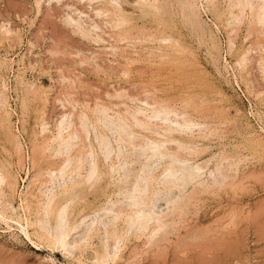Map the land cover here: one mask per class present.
Instances as JSON below:
<instances>
[{"label": "rangeland", "instance_id": "374dc122", "mask_svg": "<svg viewBox=\"0 0 264 264\" xmlns=\"http://www.w3.org/2000/svg\"><path fill=\"white\" fill-rule=\"evenodd\" d=\"M179 1L156 0V9H148L141 7L139 0H117L122 5L119 12L126 17V23L119 28L114 26L115 21H118L114 11L110 12L112 15L97 14L98 9L106 6L100 0H50L49 3L48 0H0V88L6 98L7 108H10L11 127L20 136L18 138L22 146L17 155L12 147L2 144L3 135L0 134V166L6 171L11 170L9 174L16 180L14 191L10 183L0 187V213L14 220L6 222L0 218V264H93L89 254L93 251L102 252L103 241L111 240L110 233L106 235L103 228L116 220L115 236H121V239L114 238L118 240L116 244L120 251L115 262L109 264H264V139H261L264 138V71L258 67L264 48V25L257 23L256 11L254 16L243 13L242 20L233 24L232 19L239 14L240 8L229 7L230 0H216L213 9L202 11L199 8V11H195L196 16L192 15L189 5H182L181 1L186 0ZM258 2L253 0L254 4ZM78 10V13L81 12L79 15ZM69 16L73 18L69 20ZM77 18L81 20L77 21ZM226 23L232 24L234 29L230 34L233 41L230 52L226 43L229 38ZM244 24H251L252 28ZM76 25L85 26L83 28L89 30L88 33L95 30V35L90 33L94 38H90V35V40L88 36L84 37ZM118 31L120 34L116 33ZM165 38H171L173 46L169 48L162 44L168 50L163 53L160 43ZM248 49H252L251 57L241 67L237 60ZM155 104L156 107L153 106ZM159 105L164 106L161 108ZM72 108L77 112L75 109L70 111ZM63 110L65 114L73 112L71 115L75 117V128H81L79 121L86 122L88 128L91 126V142L96 148L99 167L103 170L101 184L93 190V194L81 200L74 213L70 214L72 222L81 221L88 215V219H85L87 222L94 218L103 224L97 222L98 230L91 236L90 242L74 249L69 256H63L58 249L52 251L47 238L42 236L44 230L38 224L39 215L35 214V205L43 185L40 181L30 185L37 171L32 163L31 145L44 140L40 132L43 127L49 139L56 135L57 122ZM160 111L163 112L161 118H154L153 115ZM127 113L130 116H126ZM110 116L111 121L108 119ZM173 121L187 124L189 128L175 129ZM120 135L132 139H136L137 135L146 143H150L148 138L152 137L160 142L161 151H165L167 156L153 155L150 144L139 147L120 141ZM103 141L107 142V147ZM89 142L83 143L88 150ZM125 146L127 150L123 148ZM115 152L120 154L122 162L116 158ZM101 153H110V159H105L106 155L103 157ZM123 154L128 158L125 159ZM172 159L176 165L185 166L188 173V176L177 182L164 174L165 166L172 163ZM196 162L200 165H196ZM130 163L134 169L139 167L140 170L129 167ZM112 164L120 166L119 170L113 172ZM224 166H227V177L220 173ZM139 173L142 178L153 174L157 178L153 181L155 190L148 194V203L152 204L150 206L158 220L164 217L158 221L161 231H152L154 223L148 231L150 234L134 232L130 226L124 230L123 219L126 213L131 212V207L126 209L129 206L126 194L133 188L132 176L136 175L137 178ZM120 176H123L122 180ZM141 184L144 187L143 181ZM120 186L124 191L119 189ZM27 203L32 205L30 211L26 209ZM115 205L119 211L118 208L114 211ZM107 206L113 208V212L108 215L102 210ZM120 211L123 213L117 219L115 214ZM159 214L161 216L158 217ZM113 217L116 219L113 220ZM15 220L27 226L31 239ZM83 229L85 227L74 232L77 234L73 233V238H80L79 233L82 235ZM115 246L110 247L112 253L117 249Z\"/></svg>", "mask_w": 264, "mask_h": 264}, {"label": "bare ground", "instance_id": "6f19581e", "mask_svg": "<svg viewBox=\"0 0 264 264\" xmlns=\"http://www.w3.org/2000/svg\"><path fill=\"white\" fill-rule=\"evenodd\" d=\"M49 1L50 0H48V3H49ZM56 1V0H55ZM78 1V0H77ZM81 1V0H80ZM127 1V0H126ZM178 2H180L179 0H177ZM215 1L216 0H186V1H181L183 4L182 5H184V3L185 4H187V5H189L188 7H189V9L191 10V12H192V15L193 16H196V13H195V11H199V8H201V9H203L202 11H204L206 8H210V9H213V7L215 6ZM231 2L229 3V7H232V8H240V10H239V14L238 15H236L235 17H233V19H232V22H234L233 24H238L241 20H242V15H243V13H248V14H246V15H250V14H253V16L255 15V11L257 12V14L255 15V19H256V21H257V23H259V25H264V0H259V2L258 3H256V4H254L253 3V0H230ZM44 2V1H43ZM87 2H89V1H87ZM100 2H101V4H103V5H106L105 6V8L103 7V8H101V9H98V11H96V12H98L97 14H104V13H110V12H113L114 11V13H116V15H117V17H118V21H115V27H119L120 28V26H122L124 23H126V17H124V16H122V14L119 12V9H120V6L122 7V5H120L118 2H117V0H100ZM137 2V1H136ZM155 2H156V0H139V5L141 6V7H143V8H148V9H156V5H155ZM220 2V1H219ZM35 3V2H34ZM90 3H91V1H90ZM36 4V3H35ZM34 4V5H35ZM122 4V3H121ZM171 4V3H170ZM160 5H161V2H160ZM225 5V4H224ZM42 6V5H41ZM92 6V5H91ZM95 6V5H94ZM98 6V5H97ZM172 6V5H171ZM70 7V6H69ZM73 7V6H72ZM163 7V6H162ZM176 7H177V5H176ZM221 7V6H220ZM75 8V7H74ZM72 9V8H71ZM97 9V8H96ZM124 9V8H123ZM135 9V8H134ZM186 9V8H185ZM256 9V10H255ZM42 10V9H41ZM40 10V11H41ZM70 10V9H69ZM73 10V9H72ZM77 10V9H76ZM90 10V9H89ZM88 10V11H89ZM95 10V9H94ZM130 10V9H129ZM137 10V9H136ZM135 10V11H136ZM177 10V9H176ZM188 10V9H187ZM187 10H186V12H187ZM227 10H228V7H227ZM74 11V10H73ZM81 11V10H80ZM82 11H84V10H82ZM91 11V10H90ZM121 11V10H120ZM138 11V10H137ZM181 11H182V8H181ZM79 12V10L77 11V14L79 15L80 13H78ZM132 12H133V10H132ZM84 13V12H83ZM82 13V14H83ZM93 13V12H92ZM136 13V12H135ZM134 13V14H135ZM232 13H233V11H232ZM85 14V13H84ZM96 14V13H95ZM94 14V15H95ZM96 14V15H97ZM111 14V13H110ZM126 14H127V12H126ZM129 14V13H128ZM175 14V13H174ZM72 15H73V12H72ZM91 15H93V14H91ZM112 15V14H111ZM132 15V14H131ZM184 15V14H183ZM245 15V14H244ZM243 15V16H244ZM38 16V15H37ZM85 16V15H84ZM175 16V15H174ZM206 16H208V15H206ZM68 17V16H67ZM96 17V16H95ZM97 17H98V15H97ZM137 17H138V15H137ZM186 17V16H185ZM73 17H71L70 18V16H69V20L70 19H72ZM74 18H76V17H74ZM78 18H80V17H78ZM77 18V19H78ZM101 18V17H100ZM104 18H107V17H104ZM103 18V19H104ZM110 18H112V17H110ZM190 18V17H189ZM196 18V17H195ZM249 18H251L250 16H249ZM66 19V18H65ZM76 19V20H77ZM84 19V18H83ZM114 19V18H113ZM208 19V18H207ZM231 19V18H230ZM247 19V18H246ZM76 20H74V21H76ZM81 19H78L77 21H80ZM96 20H98V19H96ZM95 20V21H96ZM71 21H73V20H71ZM84 21H86V20H84ZM198 21H200V20H198ZM92 22H94V21H92ZM134 22V21H133ZM212 22V21H211ZM248 22H249V19H248ZM8 23V22H7ZM67 23V22H66ZM74 23V22H73ZM100 23V22H99ZM131 23V22H130ZM244 23H247V21L246 22H244ZM6 24V23H5ZM77 24H80V23H78L77 22ZM89 24V23H88ZM94 24H95V22H94ZM103 24V23H102ZM101 24V25H102ZM106 24V23H105ZM111 25H112V23H110ZM139 24V23H138ZM212 24H215L214 22H212ZM227 24V23H226ZM9 25H10V22H9ZM81 25H83L82 23H81ZM81 25H76V26H78V28H79V30H80V32H81V34L82 35H84V37H86V36H88V35H90V38H94V36L92 37L91 36V34H94V32H96L95 30H94V32L92 33V32H90V33H88V31L89 30H87V29H84L85 28V26H81ZM86 25V24H85ZM96 25V24H95ZM104 25V24H103ZM232 24H230V23H228L226 26H225V28H226V34H227V36L229 37L228 38V40H227V49L229 50V52L232 50V47H233V41L231 40V38H230V34H232V32H233V27L231 26ZM245 25V24H244ZM249 26L251 25V24H248ZM248 25L246 24L245 26H247V28H248ZM108 26H110L109 24H108ZM113 26V27H114ZM9 27V26H8ZM8 27H6V28H8ZM12 27V26H11ZM82 27V28H81ZM92 27V26H91ZM101 27V26H100ZM105 27V26H104ZM124 27V26H123ZM126 27H127V25H126ZM160 27V26H159ZM214 27H216L217 28V26H214ZM251 27V26H250ZM264 27V26H263ZM87 28H88V26H87ZM94 28H95V26H94ZM93 28V29H94ZM102 28V27H101ZM111 28V27H110ZM109 28V29H110ZM118 28V29H119ZM154 28V27H153ZM252 28V27H251ZM9 29V28H8ZM12 29V28H11ZM97 29V28H96ZM100 29V28H99ZM130 29V28H129ZM140 29H141V27H140ZM150 29H152V28H150ZM158 29V28H157ZM160 29H162L163 30V28H160ZM203 29V28H202ZM219 29V28H218ZM223 29V28H222ZM1 30H2V28H1ZM98 30V29H97ZM103 30V29H102ZM112 30V29H111ZM121 30H124V29H121ZM128 30V29H127ZM138 30V29H137ZM144 30V29H143ZM197 30V29H196ZM204 30V29H203ZM249 30V29H248ZM8 31V30H7ZM72 31H74V30H72ZM91 31V30H90ZM106 31V30H105ZM149 30H147V32H148ZM218 31V30H217ZM220 31V30H219ZM76 32H78V31H75L74 33L76 34ZM99 32H100V30H99ZM102 32V31H101ZM104 32V31H103ZM112 32H114V31H112ZM111 32V34H115V33H112ZM124 32V31H123ZM145 32V31H144ZM197 32V31H196ZM246 32H247V30H246ZM79 33V32H78ZM116 33H119V31L118 32H116ZM132 33H133V31H132ZM185 33H187L186 31H185ZM189 33V32H188ZM7 34V33H6ZM9 34V33H8ZM81 34L79 33V35L81 36ZM96 34V33H95ZM94 34V35H95ZM101 34H104V33H99V35H101ZM120 34V33H119ZM130 34H131V32H130ZM164 34H165V32H164ZM164 34H163V36H164ZM248 34H249V31H248ZM248 34H247V36H248ZM252 34V33H251ZM256 34V33H255ZM107 35V34H106ZM133 35H135V34H133ZM98 36V35H97ZM102 36H104V35H102ZM136 36H137V34H136ZM153 35L151 34V36L150 37H152ZM185 36V35H184ZM198 36V35H197ZM235 36V35H234ZM118 37V36H117ZM120 37V36H119ZM174 37V36H173ZM261 37V36H260ZM95 38H96V36H95ZM99 40H101L102 41V39H101V37L99 36ZM110 38V37H109ZM112 38V37H111ZM187 38V37H186ZM223 38V37H222ZM235 38V37H234ZM87 39H89V36L87 37ZM98 39V38H97ZM126 38H124V40H125ZM136 39V38H135ZM176 39V38H175ZM175 39H173V40H175ZM90 40V39H89ZM92 40V39H91ZM93 40H95V41H97L96 39H93ZM92 40V41H93ZM109 40V39H108ZM137 40V39H136ZM140 40V39H139ZM24 41V40H23ZM105 41V40H104ZM122 41V40H121ZM128 41V40H127ZM144 41V40H143ZM142 41V42H143ZM27 42V41H26ZM94 42V41H93ZM98 42V41H97ZM108 42V41H107ZM137 42V41H136ZM8 43V42H7ZM115 43V42H114ZM113 43V44H114ZM159 43V42H158ZM199 43V42H198ZM259 43V42H258ZM36 44V43H35ZM118 44H121V43H118ZM141 44H143V43H141ZM145 44V43H144ZM152 44V43H151ZM161 45H160V49L162 48L163 50V53H166L168 50L167 49H165V46H163L162 44H165L166 45V47H171V46H173V43H172V41H171V38H165L164 40L163 39H161V43H160ZM175 44V43H174ZM176 44H177V42H176ZM8 45V44H7ZM112 45V44H111ZM159 45V44H158ZM157 45V46H158ZM237 45H238V43H237ZM35 46V45H34ZM176 46V45H175ZM36 47V46H35ZM109 47H111V46H109ZM117 47V46H116ZM115 47V48H116ZM224 47V46H223ZM254 47H255V45H254ZM118 49L119 48H121L120 46L119 47H117ZM135 48V47H134ZM146 48V47H145ZM175 48V47H174ZM180 48V47H179ZM106 49V48H105ZM112 49V48H111ZM128 49H130V48H128ZM147 49V48H146ZM154 49V48H153ZM183 49V48H182ZM243 49V48H242ZM31 50V49H30ZM134 50V49H133ZM132 50V51H133ZM155 50H157L156 48H155ZM185 51H186V49H184ZM189 50V49H188ZM224 50V49H223ZM113 51V50H112ZM118 51H121V50H118ZM122 51H124V50H122ZM131 51V50H130ZM252 51V49H248L247 50V52H245V53H243L242 54V56H240L239 58H238V60H237V63L241 66V67H244L245 66V64L247 63V61L249 60V56L251 55L250 54V52ZM30 52V51H29ZM142 52V51H141ZM145 52V51H144ZM113 53V52H112ZM116 53V52H115ZM119 53V52H118ZM135 53H136V51H135ZM223 53V52H222ZM221 53V54H222ZM129 54H130V52H129ZM161 54V53H160ZM191 54V53H190ZM118 55V54H117ZM130 55H132V54H130ZM161 56V55H160ZM168 56V55H167ZM170 56V55H169ZM222 56V55H221ZM251 57V56H250ZM167 59V58H166ZM170 59H171V57H170ZM251 59V58H250ZM169 60V59H168ZM172 60V59H171ZM170 60V61H171ZM188 60V59H187ZM221 60V59H220ZM11 61V60H10ZM9 61V62H10ZM13 61V60H12ZM11 61V62H12ZM252 61V60H251ZM254 61V60H253ZM11 62H10V64H11ZM173 62V61H172ZM220 62V61H219ZM235 62V61H234ZM252 63V62H251ZM237 64V65H238ZM13 65V64H12ZM19 65V64H18ZM173 65V64H172ZM220 65V64H219ZM223 65H224V63H223ZM226 65H229V64H227L226 63ZM250 65V64H249ZM221 66V65H220ZM230 67V66H229ZM258 67L261 69V70H263L264 71V48L262 49V54H261V56H260V58H259V60H258ZM9 68V67H8ZM10 68H11V65H10ZM239 68V67H238ZM228 69V68H227ZM242 69H244V68H242ZM257 69V68H256ZM12 70V69H11ZM10 71V70H9ZM241 71V70H240ZM9 72H7V74H8ZM17 73H18V71H17ZM16 73V74H17ZM19 74V73H18ZM128 74V73H127ZM231 75V74H230ZM233 75V74H232ZM5 75H3V77H4ZM236 77V76H235ZM6 78V77H5ZM20 78V77H19ZM32 78H34V77H32ZM232 78V77H231ZM234 78V77H233ZM11 79V78H10ZM66 79V78H65ZM5 80V79H4ZM8 80V79H7ZM3 81V80H2ZM252 82V81H251ZM10 83V82H9ZM29 84V83H28ZM22 85V84H21ZM31 85V84H30ZM3 86H5V85H3ZM6 88V87H5ZM10 89V88H9ZM31 89V88H30ZM257 89V88H256ZM52 90V89H51ZM9 91V90H8ZM21 91V90H20ZM10 92V91H9ZM8 92V93H9ZM33 93V92H32ZM50 93V92H49ZM121 93V92H120ZM3 94L4 93H2V91H1V88H0V134H2L3 135V138H2V144L3 145H5V146H10V147H12L11 149H14V152L18 155L20 152H21V142H19V138L18 137H20L19 135H17L16 133H15V131L12 129V127H11V124H10V120H9V116H10V113H9V111H8V109H10V108H7V103H6V98L3 96ZM121 94H123V93H121ZM121 94H120V96H121ZM254 96V95H253ZM34 97V96H33ZM36 97V96H35ZM117 97H119V95H117ZM125 97V96H124ZM123 97V98H124ZM133 97V96H132ZM154 97V96H153ZM48 98H49V96H48ZM57 98V97H56ZM121 98V97H120ZM151 98V97H150ZM155 98V97H154ZM58 99V98H57ZM69 99V98H68ZM131 99V98H130ZM137 98H135V100H136ZM140 99V98H139ZM139 99H138V102H139ZM149 98H147V100H148ZM152 99V98H151ZM23 100V99H22ZM61 100V99H60ZM70 100V99H69ZM153 100V99H152ZM155 100V99H154ZM11 101V100H10ZM14 101V100H13ZM24 101V100H23ZM56 101V100H55ZM65 101V100H64ZM71 101V100H70ZM121 101V100H120ZM141 101V100H140ZM144 101V100H143ZM58 102H59V99H58ZM62 102V101H61ZM100 102V101H99ZM131 102H133V101H131ZM71 103V102H70ZM114 103V102H113ZM123 103H124V101H123ZM140 103V102H139ZM148 103H149V101H148ZM150 103H151V101H150ZM155 103H157L156 101H155ZM165 103V102H164ZM198 103V102H197ZM9 104L10 103H8V106H9ZM64 104V103H63ZM72 104V103H71ZM74 104V103H73ZM97 104V103H96ZM101 104V103H100ZM99 104V105H100ZM129 104V103H128ZM135 104V103H134ZM159 104V103H158ZM129 105H131V104H129ZM143 105H145V104H143ZM150 105V104H149ZM162 105V104H161ZM60 106H61V104H60ZM63 106H66V104L65 105H63ZM74 106V105H73ZM120 106V105H119ZM126 106H128V105H126ZM133 106V105H132ZM154 107H156V104L155 105H153ZM160 106V105H159ZM158 106V107H159ZM164 106V105H163ZM163 106H160L161 108L163 107ZM169 106V105H168ZM103 107V106H102ZM129 107V106H128ZM128 107H126V108H128ZM149 107V106H148ZM99 108V107H98ZM97 108V109H98ZM106 108H108V107H106ZM112 108H114V107H112ZM144 108V107H143ZM165 108V107H164ZM176 108V107H175ZM73 109H75V108H72V110H70V111H73ZM76 109H77V107H76ZM76 109L74 110V111H76ZM81 109V108H80ZM116 109V108H115ZM130 109V108H129ZM128 109V110H129ZM136 109V108H135ZM160 109V108H159ZM167 109V108H166ZM30 110V109H29ZM79 110V109H78ZM102 110V109H101ZM117 110H118V108H117ZM120 110V109H119ZM127 110V109H126ZM132 110V109H131ZM138 110V109H137ZM152 110V109H151ZM164 110V109H163ZM173 110V109H172ZM193 110V109H192ZM14 111V110H13ZM64 111V110H63ZM80 111V110H79ZM82 111V110H81ZM80 111V113H82ZM93 111V110H92ZM107 111V110H106ZM109 111V110H108ZM113 111V110H112ZM111 111V112H112ZM116 111V110H115ZM121 111V110H120ZM142 111V110H141ZM149 111V110H148ZM165 111V110H164ZM167 111H169V109H167ZM185 111V110H184ZM61 112V111H60ZM59 112V113H60ZM77 112V111H76ZM84 112V111H83ZM104 112V111H103ZM117 112V111H116ZM115 112V113H116ZM134 112H136V111H134ZM47 113V112H46ZM58 113V114H59ZM63 113V115H61L60 116V118H59V120H58V122H57V129H56V135L52 138V139H49V137H46L45 136V131H46V129H44V127L41 125V127H43V129H41L42 131H40L41 133H42V135H43V138H44V140L41 142V143H32V163H33V166L37 169V171H36V174H35V176L33 177V179L31 180V182H30V185H33L36 181H40L41 182V184L43 185L42 187H43V189H40V198L38 199V201L36 202V205H35V214H38L39 215V220H38V224L41 226V228L44 230V233L42 234V236H44L45 238H47V241H48V246H49V248L52 250V251H54L55 249H58V250H60L61 251V253H62V255L63 256H69L72 252H73V250L75 249L76 250V248H78V247H80V246H85V245H87L89 242H90V239H91V236L95 233V231L96 230H98L96 227H97V222L99 223V220L97 221L96 219H94L93 218V220L92 221H90V222H87L85 219H86V217L88 216H85V219H82L81 221H76V222H72L71 221V218H70V214H72V213H74V211L76 210V206L78 205V203L81 201V200H84L89 194H93V192H95V191H93V190H95L96 188H97V186L99 185V184H101V181H103V170H101V168L99 167V160H98V156H97V154H96V151H95V149L96 148H94V144L91 142V138H90V132H91V130H89L90 129V127L88 128L87 126H86V122L84 123V121H82V123H81V121H79L80 122V125H81V128L80 129H77V128H75V124H74V121H73V118L75 119V117H73L71 114L73 113V112H71V114L69 113H67V114H65V111L64 112H62ZM61 113V114H62ZM85 113V112H84ZM102 113V112H101ZM109 113V112H108ZM123 113V112H122ZM167 113V112H166ZM176 113V112H175ZM189 113V112H188ZM14 114V113H13ZM17 114V113H16ZM37 114V113H36ZM111 114H113V113H111ZM116 114H118V113H116ZM115 114V115H116ZM161 114H163V112L162 111H160V112H156L154 115H153V117L154 118H158V117H160L161 118ZM85 115H86V113H85ZM90 115V114H89ZM100 115V114H99ZM106 115L108 116V114L106 113ZM121 115H123V114H121ZM126 116L128 115V113L127 114H125ZM124 115V116H125ZM133 115V114H132ZM191 115V114H190ZM263 115V114H262ZM58 116V115H57ZM57 116L55 115L54 117H56L57 118ZM102 116V115H101ZM106 116V117H107ZM112 116V115H111ZM110 116V117H111ZM117 116H119V115H117ZM128 116H130V115H128ZM145 116V115H144ZM47 117V116H46ZM59 117V116H58ZM80 117V116H79ZM82 117V116H81ZM115 117V116H114ZM113 117V118H114ZM259 117H260V115H259ZM102 118V117H101ZM105 118V117H104ZM131 118V117H130ZM139 118H141V114H140V117ZM150 118V117H149ZM81 119V118H80ZM99 119V118H98ZM97 119V120H98ZM109 120L110 119H112V117L111 118H108ZM128 119V118H127ZM137 119H138V117H137ZM56 120V119H55ZM79 120V119H78ZM77 120V121H78ZM84 120V119H83ZM85 120H86V118H85ZM131 120V119H130ZM133 120H134V118H133ZM190 120V119H189ZM19 121V120H18ZM42 121V120H41ZM111 121V120H110ZM113 121V120H112ZM122 121V120H121ZM139 121V120H138ZM143 121V120H142ZM107 122V121H106ZM116 122V121H115ZM114 122V123H115ZM120 122V121H119ZM118 122V123H119ZM47 123V122H46ZM53 123V122H52ZM88 123V122H87ZM124 123V122H123ZM45 124V123H44ZM89 124H90V122H89ZM108 124V123H107ZM106 124V125H107ZM139 124L140 125H142V123L141 122H139ZM17 125V124H16ZM36 125V124H35ZM116 125V124H115ZM128 125V124H127ZM130 125V124H129ZM173 125H174V127H175V129H182V130H184V129H188L189 128V125H187V124H181V123H179V122H177V121H173ZM207 125V124H206ZM95 126V125H94ZM111 126V125H110ZM118 126H120V124L118 125ZM123 126H124V124H123ZM126 126V125H125ZM152 126V125H151ZM198 126V125H197ZM45 127H46V125H45ZM30 128V127H29ZM28 128V129H29ZM37 128V127H36ZM116 127H114V129H115ZM128 128V127H127ZM140 128V127H139ZM16 129V128H15ZM93 129V128H92ZM125 129V128H124ZM53 130V129H52ZM116 130V129H115ZM115 130H113V132L115 131ZM123 130V129H122ZM16 131H18V128H17V130ZM29 131V130H28ZM31 131V130H30ZM29 131V132H30ZM48 131V130H47ZM50 131V130H49ZM93 131V130H92ZM172 131V130H171ZM175 131V130H174ZM28 132V133H29ZM51 132V131H50ZM95 132V131H94ZM112 132V133H113ZM119 132V131H118ZM149 132V131H148ZM153 132V131H152ZM199 132V131H198ZM93 133V132H92ZM108 133V132H107ZM122 133V132H121ZM120 133V134H121ZM130 133V132H129ZM20 134V133H19ZM94 134V133H93ZM99 134V133H98ZM124 134V133H123ZM127 134H128V132H127ZM100 135V134H99ZM104 135V134H103ZM109 135V134H108ZM23 136V135H22ZM93 136H95V135H93ZM101 136V135H100ZM110 136V135H109ZM135 137H136V139H132L131 137H124L123 135H120V141H125V142H128L130 145H133V146H141V147H146L147 146V144H150V148L154 151V153H153V155H161L162 157L166 154V152L165 151H161V145H160V142L159 141H157V140H154V138H152V137H150V138H148L149 139V142L150 143H146V141H144L140 136H137V135H135ZM22 139H23V137H22ZM97 139V138H96ZM99 139V138H98ZM262 140L264 139V138H261ZM90 141L89 143H88V145H89V150L88 149H86V147H84V145H83V143H84V141ZM145 140H147V139H145ZM195 141V140H194ZM106 142V141H105ZM104 141H103V143H104V145L107 147L108 145H107V142L105 143ZM111 143V142H110ZM95 144H97V143H95ZM128 144V145H129ZM192 144V143H191ZM116 145V144H115ZM129 145V146H130ZM261 145V144H260ZM264 145V144H263ZM25 146V145H24ZM111 146V145H110ZM182 146V145H181ZM209 146H210V144H209ZM98 147V146H97ZM100 147V146H99ZM264 147V146H263ZM111 148H113V147H111ZM119 148V147H118ZM122 148V147H121ZM123 148H125L126 150H127V148H126V146L125 147H123ZM183 148V147H182ZM27 149H28V147H27ZM98 149V148H97ZM101 149V148H100ZM106 149V148H105ZM108 149H110V148H108ZM108 149H107V151H108ZM134 149V148H133ZM139 149H141V148H139ZM179 150V149H178ZM178 150H176V151H178ZM99 151V150H98ZM105 151V150H104ZM113 151V150H112ZM120 151V150H119ZM123 151V150H122ZM136 151V150H135ZM148 151V150H147ZM147 151H145V152H147ZM28 152V151H27ZM27 152H26V154H27ZM124 152V151H123ZM130 152H131V149H130ZM137 152H139V151H137ZM116 153V152H115ZM122 153V152H121ZM127 153V152H126ZM136 153V152H135ZM140 153V152H139ZM174 153V152H173ZM102 155H103V153H101ZM117 154V153H116ZM129 154V153H128ZM131 154H132V152H131ZM141 154H142V152H141ZM178 154V153H177ZM202 154V153H201ZM104 155H106V158L105 159H107V158H109L110 159V153H108V154H104ZM104 155H103V157H104ZM115 155V154H114ZM127 155V154H126ZM138 155V154H137ZM142 155H144V153L142 154ZM13 156V155H12ZM132 156H133V154H132ZM134 156H135V154H134ZM139 156V155H138ZM166 156H167V154H166ZM165 156V157H166ZM120 157V154L118 153L117 154V156H116V158H119ZM123 157L125 158V157H127L128 158V156H125V154H123ZM130 157H131V155H130ZM129 157V158H130ZM140 157V156H139ZM139 157L138 158H136V159H139ZM142 157H144V156H142ZM216 157H217V155H216ZM115 158V157H114ZM122 158V157H121ZM121 158H119L120 160H121ZM124 158H123V161H125L124 160ZM132 158V157H131ZM130 158V159H131ZM158 158V157H157ZM179 158V157H178ZM214 158V157H213ZM105 159H104V161H105ZM126 159V158H125ZM143 159V158H142ZM151 159V158H150ZM176 159V158H175ZM180 159V158H179ZM28 160V159H27ZM26 160V161H27ZM128 160V159H127ZM132 160V159H131ZM178 160V159H177ZM181 160V159H180ZM15 161V160H14ZM24 161V160H23ZM115 161H116V159H115ZM133 161H134V163L132 164V165H134L135 164V159H133ZM138 161V160H137ZM136 161V162H137ZM141 161V160H140ZM143 161V160H142ZM182 161V160H181ZM203 161V160H202ZM201 161V162H202ZM117 162V161H116ZM121 162H122V160H121ZM120 162V163H121ZM160 162V161H159ZM173 162H175L173 159H172V163ZM183 162V161H182ZM185 162V161H184ZM200 162V161H199ZM132 163V162H131ZM131 163H130V166L129 167H132L131 166ZM138 163V162H137ZM169 163V165H164V163H163V165L165 166V168H164V174L166 175V176H168V177H171L173 180H175L176 182L177 181H180V180H182V178L184 177V176H188V173H187V171H186V168H185V166H183V165H179V164H177L176 165V163ZM197 163V162H196ZM214 163V162H213ZM14 164V163H13ZM27 164H28V162H27ZM42 164H45V166H42ZM125 164V163H124ZM127 164V163H126ZM141 164V163H140ZM203 165H205L204 163H202ZM201 164V165H202ZM206 164H207V162H206ZM116 165H117V163H116ZM120 165V164H119ZM196 165H200L199 163H197ZM229 166H230V163L228 164ZM233 165H234V163H233ZM110 166H112V168L114 169L113 170V172L114 171H117V170H119L118 168L120 167H117V166H115V164H112V165H110ZM141 166V165H140ZM158 166V168H159V164L157 165ZM156 166V167H157ZM214 166V165H213ZM228 166V167H229ZM8 167V166H7ZM128 167V168H129ZM155 167V168H156ZM207 167V166H206ZM133 168V167H132ZM138 168V169H137ZM136 169L137 170H140V168L139 167H137ZM198 168V167H197ZM203 168V167H202ZM208 168V167H207ZM215 168V167H214ZM27 169V168H26ZM134 169V168H133ZM136 169H134V170H136ZM15 170H17V169H15ZM112 170V169H111ZM110 170V171H111ZM121 170V169H120ZM126 170H127V168H126ZM149 170V169H148ZM157 170V169H156ZM163 170V169H162ZM161 170V171H162ZM232 170H234V169H232ZM236 170H237V168H236ZM235 170V171H236ZM8 171V170H7ZM3 167H1L0 166V187H2L3 185H5V184H11V189H12V191H14V189H15V178H13V176H11L10 174H9V171H11V170H9L8 172H7ZM110 171H109V173H110ZM120 172H122V171H120ZM133 172V171H132ZM136 172V171H135ZM153 172V171H152ZM155 172V171H154ZM200 172V171H199ZM204 172V171H203ZM17 173H18V171H17ZM28 173V172H27ZM112 173V172H111ZM110 173V174H111ZM129 173H131V172H129ZM159 173V172H158ZM211 173V172H210ZM220 173L224 176H226L227 174H228V172H227V166H224V168L223 169H220ZM113 174V173H112ZM136 174V173H135ZM150 174V173H149ZM160 174H162V173H160ZM178 174H180V177H178ZM219 174V173H218ZM217 174V176H219ZM19 175V174H18ZM109 175V174H108ZM119 175V174H118ZM117 175V176H118ZM138 175H140V173L138 174ZM155 175L156 176H159V175H157L156 174V172H155ZM154 174L153 175H151V176H149V177H144V178H142L141 177V175L140 176H137V178L135 177L136 175H133L132 177H133V188L129 191V192H127V194H126V197L129 199V201H128V203H129V206L128 205H124V206H128L126 209H128L129 207H131V208H129V209H131V212H128V213H126L125 214V217H124V219H123V223H124V230H127V227L128 226H130L131 228H133L134 229V232H140V231H143V232H148L149 231V229L151 228V225H153V223H154V227H153V229H152V231L153 232H158V230L160 229V225H159V222L158 221H160L161 220V218H160V220H158L159 218H157V215H155L154 213H153V211H152V206H150V205H152L151 203H148V196H150V195H148L149 194V192H151L154 188L153 187H155L154 186V182L153 181H155L157 178H156V176H155ZM221 175V176H222ZM148 176V175H147ZM161 176V175H160ZM205 176V175H204ZM222 176V177H223ZM21 177V176H20ZM24 178H25V176H23ZM115 177V176H114ZM123 177V176H122ZM122 177L120 176V178H121V180H122ZM227 177V176H226ZM231 177V176H230ZM112 178V177H111ZM116 178V177H115ZM217 178H219V177H217ZM224 178V177H223ZM187 179H189V178H187ZM222 179V178H221ZM220 179V180H221ZM225 179V178H224ZM223 180V179H222ZM227 180V179H226ZM25 181V180H24ZM117 181V180H116ZM125 181V180H124ZM144 182V187H142V184H141V182ZM167 181V180H166ZM208 181H210V180H208ZM215 181V180H214ZM18 182V181H17ZM114 182V181H113ZM118 182V181H117ZM159 182V181H158ZM174 182V181H173ZM120 183V182H119ZM157 183V182H156ZM166 183H168V182H166ZM165 183V184H166ZM179 183V182H178ZM209 183V182H208ZM37 184V183H36ZM110 184V183H109ZM114 184V183H113ZM121 184H122V182H121ZM130 184V183H129ZM164 184V185H165ZM196 184V183H195ZM29 185V184H28ZM112 185V184H111ZM160 185V184H159ZM162 185V184H161ZM213 185H214V183H213ZM218 185V184H217ZM220 185H221V183H220ZM41 186V185H40ZM41 187V188H42ZM126 187V186H125ZM159 187V186H158ZM170 187H171V185H170ZM175 187V186H174ZM179 187V186H178ZM181 187V186H180ZM220 187V186H219ZM114 188V187H113ZM113 188H112V190H113ZM166 188V187H165ZM2 189V188H1ZM1 189H0V193H1ZM8 189V188H7ZM25 189H28V188H25ZM118 189V188H117ZM119 189H121L122 190V188H121V186H120V188ZM118 189V190H119ZM161 189V188H160ZM173 189V188H172ZM171 189V190H172ZM19 190H21V189H19ZM117 190V191H118ZM155 190V189H154ZM162 190V189H161ZM16 191V190H15ZM116 191V192H117ZM122 191H124V188H123V190ZM3 192H5V191H3ZM22 191H20V193H21ZM157 192V191H156ZM159 192V191H158ZM12 193V192H11ZM187 193V192H186ZM117 194H118V192H117ZM119 194H120V192H119ZM124 194V195H125ZM152 194H155V193H152ZM9 195V194H8ZM14 195V194H13ZM18 195H20V194H18ZM115 195H116V193H115ZM123 195V194H122ZM5 196H6V194H5ZM111 196V195H110ZM117 196H119V195H117ZM165 196V195H164ZM1 197V196H0ZM3 197V196H2ZM112 197V196H111ZM176 197V196H175ZM17 199H19V198H17ZM21 199V198H20ZM124 200H125V198H123ZM153 199V198H152ZM186 199V198H185ZM12 200V199H11ZM175 200H178V199H175ZM187 200V199H186ZM2 201V200H1ZM16 201V200H15ZM20 201V200H19ZM110 201V200H109ZM126 201V200H125ZM151 201V200H150ZM149 201V202H150ZM160 201V200H159ZM167 201H168V199H167ZM167 201L165 202L166 203V205H167ZM25 202V201H24ZM106 202V201H105ZM108 202V201H107ZM106 202V203H107ZM122 202V201H121ZM152 202V201H151ZM182 202V201H181ZM187 202V201H186ZM6 203V202H5ZM109 203V202H108ZM118 203H120V202H118ZM117 202H116V204H118ZM123 203V202H122ZM124 203H126V202H124ZM154 203V202H153ZM22 204V203H21ZM110 204H111V201H110ZM127 204V203H126ZM176 204H177V202L175 203V206H176ZM182 204H184V202H182ZM186 204V203H185ZM13 205V204H12ZM104 205H105V203H104ZM109 205V204H108ZM112 205V204H111ZM8 206H9V204H8ZM11 206V205H10ZM95 206V205H94ZM120 206H122V205H120ZM178 206V205H177ZM84 207V206H83ZM154 207H155V204H154ZM153 207V208H154ZM170 207V206H169ZM173 208H174V206H172ZM10 208V207H9ZM17 208H19V207H17ZM31 208H32V205L30 204H28L27 203V205H26V209H27V211L29 210H31ZM90 208H92V207H90ZM113 208H114V211H115V208H116V205H115V207L113 206ZM113 208L110 206V207H105L104 209L102 208V210L104 211V213L106 214V215H108L109 213H111V212H113ZM118 208V207H117ZM116 208V209H117ZM125 208V207H124ZM123 209V207L120 209V210H122ZM166 209V208H165ZM169 209V208H168ZM171 209V208H170ZM13 210V209H12ZM11 210V211H12ZM18 210V209H17ZM101 210V209H100ZM101 210V211H102ZM156 211H157V209H155ZM167 210V209H166ZM165 210V211H166ZM180 210V209H179ZM23 212H24V210H22ZM97 211V210H96ZM98 211H99V209H98ZM118 211H119V208H118ZM164 211V212H165ZM83 212V211H82ZM86 212V211H85ZM100 212V211H99ZM159 212V211H158ZM157 212V213H158ZM163 212V211H162ZM163 212V213H164ZM169 212H170V210H169ZM168 211H167V213H169ZM176 212H177V210H176ZM14 213V212H13ZM84 213V212H83ZM95 213V212H94ZM98 213V212H97ZM116 213V212H115ZM123 212L122 211H120V212H118L117 214H115L114 216L115 217H119V215H121ZM166 213V212H165ZM22 214V213H21ZM24 214V213H23ZM27 214H28V212H27ZM114 214V213H113ZM160 214H162V213H160ZM158 215V217L159 216H161V215ZM167 215V214H166ZM170 214H168V216H169ZM73 216V215H72ZM71 216V217H72ZM78 216H79V214H78ZM83 216V215H82ZM92 216H94V214L92 215ZM96 216V215H95ZM113 216V215H112ZM165 216V215H164ZM77 217V216H76ZM79 217H81V216H79ZM78 217V219H80ZM100 217H101V215H100ZM99 217V218H100ZM118 217H117V219H118ZM166 217V216H165ZM0 218L2 219V220H5L6 222H8V220H10V221H14L13 220V218H11V217H8V216H6V215H4V213L2 212V213H0ZM28 218V217H27ZM72 218H74V217H72ZM82 218V217H81ZM83 218H84V216H83ZM96 218V217H95ZM98 217H97V219H99ZM101 218H103V216L101 217ZM108 218V217H107ZM114 218V217H113ZM163 218L164 217H162V220H163ZM166 218H168V217H166ZM0 219V220H1ZM29 219V218H28ZM38 219V218H37ZM87 219H88V217H87ZM116 218H114L113 220H115ZM77 220V219H76ZM109 220H111V217H110V219ZM161 220V221H162ZM168 220V219H167ZM103 221V220H102ZM101 221V222H102ZM107 221V220H106ZM117 221V220H116ZM116 221H115V223H116ZM119 221H120V219H119ZM15 222L21 227V229H22V231L25 233V235L28 237V238H32V237H30V234H29V232L27 231V226L26 225H22V223L19 221V220H15ZM22 222H23V219H22ZM26 222V221H25ZM35 222V221H34ZM111 222V221H110ZM168 221H166V223H167ZM107 223H108V221H107ZM115 223H111V224H109V225H106L104 228L102 227V226H104V225H102V226H99V227H102L103 228V230H104V232H105V234L106 235H109V233H110V235H109V237H111L110 239L111 240H105V241H103V243H102V247H103V250H102V252L100 253V252H96V251H93L92 253H90L89 254V257H90V259H92L93 260V264H109V263H113V262H115V260L118 258V253H119V249H120V247L118 246L117 247V244H116V242L118 241V240H116V239H121L120 237L121 236H118V238H116V229H115ZM118 223V222H117ZM156 223V224H155ZM26 224H27V222H26ZM99 224H103V223H99ZM168 224H169V222H168ZM117 226V225H116ZM167 226V225H166ZM166 226H165V229H166ZM82 227H85V229H83L84 230V233L81 235L80 233H79V237L80 238H78V236H77V238L78 239H74L73 238V233L74 232H77L80 228H82ZM164 227V226H163ZM112 228H114L113 230H110V229H112ZM118 228V227H117ZM130 228V229H131ZM167 228H168V226H167ZM129 229V230H130ZM132 229V230H133ZM164 229V228H163ZM164 229V230H165ZM82 230V229H81ZM102 230V231H103ZM163 230V231H164ZM159 231H161V230H159ZM162 231V232H163ZM41 232V231H40ZM79 232V231H78ZM83 232V231H82ZM98 232V231H97ZM124 232H126V231H124ZM130 232H131V230H130ZM133 232V233H134ZM108 233V234H107ZM126 233H128V232H126ZM125 233V234H126ZM149 233V232H148ZM161 233V232H160ZM159 233V234H160ZM163 233H165V232H163ZM34 234V233H33ZM75 235L77 234V233H74ZM124 234V235H125ZM130 234V233H129ZM150 234V233H149ZM152 234V233H151ZM154 234V233H153ZM97 235V234H96ZM119 235V234H118ZM128 235V234H127ZM157 235V234H156ZM105 236V235H104ZM114 236H115V238H114ZM129 236V235H128ZM144 236V235H143ZM145 236H147L146 234H145ZM153 237H154V235H152ZM76 237V236H75ZM97 238V237H96ZM38 240H39V238H37ZM105 239V238H104ZM150 240V239H149ZM148 240V241H149ZM151 240H152V238H151ZM32 241V240H31ZM151 242V241H150ZM35 243V242H34ZM94 243V242H93ZM119 243H121V240H120V242ZM122 244V243H121ZM111 245H116L115 246V248H117V249H115L116 251H114L113 253L110 251V247H111ZM95 246V245H94ZM90 247V246H89ZM113 248V247H112ZM96 249H98V248H96ZM95 249V250H96ZM114 249V248H113ZM92 250V249H91ZM78 252V251H77ZM76 253V252H75ZM84 253V252H83ZM74 254V253H73ZM80 254V253H79ZM75 255V254H74ZM71 257V256H70ZM72 257H74V256H72ZM85 258V257H84ZM90 261V260H89Z\"/></svg>", "mask_w": 264, "mask_h": 264}]
</instances>
